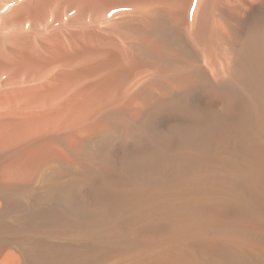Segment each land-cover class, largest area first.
I'll return each instance as SVG.
<instances>
[{
	"label": "bare ground",
	"instance_id": "bare-ground-1",
	"mask_svg": "<svg viewBox=\"0 0 264 264\" xmlns=\"http://www.w3.org/2000/svg\"><path fill=\"white\" fill-rule=\"evenodd\" d=\"M0 264H264V0H0Z\"/></svg>",
	"mask_w": 264,
	"mask_h": 264
}]
</instances>
